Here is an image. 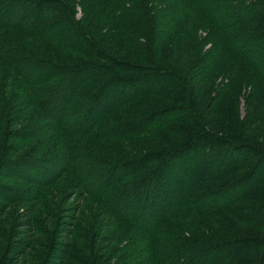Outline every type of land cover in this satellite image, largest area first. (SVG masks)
I'll return each mask as SVG.
<instances>
[{
	"label": "trees",
	"instance_id": "obj_1",
	"mask_svg": "<svg viewBox=\"0 0 264 264\" xmlns=\"http://www.w3.org/2000/svg\"><path fill=\"white\" fill-rule=\"evenodd\" d=\"M238 69L264 86V0H0V73L26 88L0 94V159L34 115L25 111L38 109L55 160L27 167L43 185L70 175L133 228L98 264L115 252L114 264H264V145L205 116L212 103L223 113L244 78L224 91L216 79ZM28 172L23 180L35 178ZM223 216L246 234L219 235ZM134 255L141 262L130 263Z\"/></svg>",
	"mask_w": 264,
	"mask_h": 264
},
{
	"label": "rangeland",
	"instance_id": "obj_2",
	"mask_svg": "<svg viewBox=\"0 0 264 264\" xmlns=\"http://www.w3.org/2000/svg\"><path fill=\"white\" fill-rule=\"evenodd\" d=\"M82 14L79 8L77 18L80 19ZM198 34L204 38L209 31L201 28ZM210 41L204 42L203 52L211 49ZM232 73L233 70L227 76L217 78L214 88L219 86L218 91L220 88H224L223 91L228 89L234 75L242 76L244 83L225 98L222 114L213 113L212 103V107L206 111V119L212 120L213 126L220 132L237 133L243 139L264 145V86L251 72L238 69L233 75ZM0 75L4 77L0 80V94L4 99L3 88L7 91L15 90L13 92L19 93L20 97V91L26 94V88L18 76L7 72H1ZM218 91L211 89L208 104L215 99L214 95ZM32 108L25 111L27 117L28 112L33 111L32 118L28 121L26 118L21 125H17L15 135L7 141V159H0V264H98L97 253L104 255L109 244L114 246L111 249L125 246L134 233L133 228L118 222L99 202L85 196L70 175L63 173L43 185L38 170L27 167L28 160L37 159L45 167L51 165L50 160H55L48 150L50 138L43 135L46 122L36 118L39 111ZM2 127L5 128V124L2 123ZM4 135L5 131H2L0 139ZM85 141L92 148L100 150L96 143ZM131 143L142 148V141L139 139H134ZM158 144L153 139L147 147ZM119 149L125 150L123 147ZM46 157L51 159L47 161ZM24 168H28L35 178L23 180L20 174L28 172ZM203 221L209 223L207 219ZM222 221L226 225L216 231L219 235L246 234L248 228H237L228 216H223ZM176 228L185 232L187 227L185 223H181ZM186 230L194 232L190 228ZM85 236L86 239L83 240ZM103 239L108 240L102 241ZM84 244L91 245V249H86V253L79 252L77 246L80 245L82 249ZM95 244L97 252L94 250ZM112 257L111 264H114L119 256L115 252ZM133 258L135 262H141L134 255L130 258V263H135ZM121 261L120 259L121 264H125Z\"/></svg>",
	"mask_w": 264,
	"mask_h": 264
}]
</instances>
